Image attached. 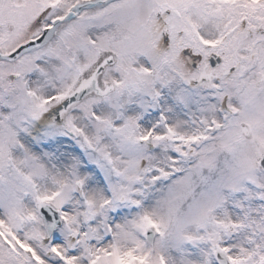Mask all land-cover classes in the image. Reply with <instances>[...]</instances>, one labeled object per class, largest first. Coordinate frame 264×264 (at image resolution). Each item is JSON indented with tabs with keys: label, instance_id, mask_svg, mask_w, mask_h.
I'll list each match as a JSON object with an SVG mask.
<instances>
[{
	"label": "snow or ice",
	"instance_id": "1",
	"mask_svg": "<svg viewBox=\"0 0 264 264\" xmlns=\"http://www.w3.org/2000/svg\"><path fill=\"white\" fill-rule=\"evenodd\" d=\"M0 264H264V0H0Z\"/></svg>",
	"mask_w": 264,
	"mask_h": 264
}]
</instances>
